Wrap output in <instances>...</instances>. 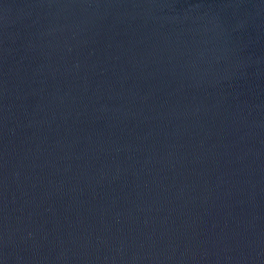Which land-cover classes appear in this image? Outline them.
Here are the masks:
<instances>
[{
    "label": "water",
    "instance_id": "obj_1",
    "mask_svg": "<svg viewBox=\"0 0 264 264\" xmlns=\"http://www.w3.org/2000/svg\"><path fill=\"white\" fill-rule=\"evenodd\" d=\"M0 264H264V0H0Z\"/></svg>",
    "mask_w": 264,
    "mask_h": 264
}]
</instances>
